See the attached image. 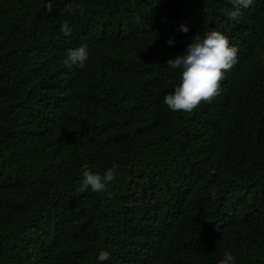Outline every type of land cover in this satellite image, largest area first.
<instances>
[{"label":"trees","instance_id":"1","mask_svg":"<svg viewBox=\"0 0 264 264\" xmlns=\"http://www.w3.org/2000/svg\"><path fill=\"white\" fill-rule=\"evenodd\" d=\"M232 10L0 0V264H264V0ZM211 31L237 62L211 103L173 112L166 61ZM79 46L85 66L65 67ZM114 164L106 193L78 191L85 165Z\"/></svg>","mask_w":264,"mask_h":264},{"label":"clouds","instance_id":"2","mask_svg":"<svg viewBox=\"0 0 264 264\" xmlns=\"http://www.w3.org/2000/svg\"><path fill=\"white\" fill-rule=\"evenodd\" d=\"M233 5L232 11L228 13L230 20H238L241 16V9L248 8L253 0H230ZM46 11L53 10V4L45 5ZM67 12L74 13L77 9L69 5ZM80 7V14L84 13ZM61 32L64 36L72 34V28L67 22L61 25ZM180 30L187 33V26L182 25ZM166 43L174 44L169 38ZM238 48L230 45L227 36L219 31L206 33L203 38L199 35L191 40L180 54L166 61V64L173 70L178 71V84L174 85V91L166 94L163 103L173 112H192L201 102L211 103L221 92V82L225 79V73L230 71L237 62ZM88 59L86 46H79L68 49L63 65L67 68L78 66L83 68ZM118 165L106 169L103 174L93 172L88 166L82 168V180L78 191L85 192L89 188L96 193H106L108 185L117 178ZM215 199V192H210ZM111 198V193H108ZM107 251H101L98 255L99 261L109 259ZM235 257L230 252L224 253V258L219 264H235Z\"/></svg>","mask_w":264,"mask_h":264}]
</instances>
